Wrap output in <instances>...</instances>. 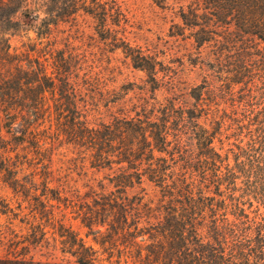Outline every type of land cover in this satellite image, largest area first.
<instances>
[{
  "label": "trees",
  "instance_id": "1",
  "mask_svg": "<svg viewBox=\"0 0 264 264\" xmlns=\"http://www.w3.org/2000/svg\"><path fill=\"white\" fill-rule=\"evenodd\" d=\"M158 4L0 0V264H264V0Z\"/></svg>",
  "mask_w": 264,
  "mask_h": 264
},
{
  "label": "rangeland",
  "instance_id": "2",
  "mask_svg": "<svg viewBox=\"0 0 264 264\" xmlns=\"http://www.w3.org/2000/svg\"><path fill=\"white\" fill-rule=\"evenodd\" d=\"M131 9L134 30L137 41L144 43L147 40L155 39L158 34H164L169 27L170 19L165 10L158 4L160 0H127ZM117 54L123 57L119 50ZM126 73L132 79H139L143 72L132 67L125 68ZM2 193L9 196V191L2 188ZM75 226L84 235L85 230ZM89 242H93L92 236L88 237ZM0 249V254H1Z\"/></svg>",
  "mask_w": 264,
  "mask_h": 264
}]
</instances>
